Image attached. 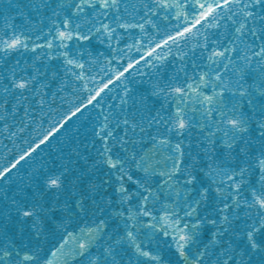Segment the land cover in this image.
<instances>
[{"label": "snow or ice", "instance_id": "6c2138e0", "mask_svg": "<svg viewBox=\"0 0 264 264\" xmlns=\"http://www.w3.org/2000/svg\"><path fill=\"white\" fill-rule=\"evenodd\" d=\"M0 264H264V0H0Z\"/></svg>", "mask_w": 264, "mask_h": 264}, {"label": "water", "instance_id": "95a60500", "mask_svg": "<svg viewBox=\"0 0 264 264\" xmlns=\"http://www.w3.org/2000/svg\"><path fill=\"white\" fill-rule=\"evenodd\" d=\"M9 147H11V145H9Z\"/></svg>", "mask_w": 264, "mask_h": 264}]
</instances>
